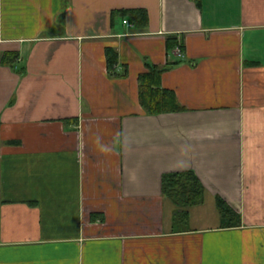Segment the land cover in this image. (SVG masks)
<instances>
[{
    "label": "crops",
    "instance_id": "obj_1",
    "mask_svg": "<svg viewBox=\"0 0 264 264\" xmlns=\"http://www.w3.org/2000/svg\"><path fill=\"white\" fill-rule=\"evenodd\" d=\"M200 3L0 0V264H264V0ZM149 68L185 112H143ZM184 172L205 195L179 230Z\"/></svg>",
    "mask_w": 264,
    "mask_h": 264
},
{
    "label": "trees",
    "instance_id": "obj_2",
    "mask_svg": "<svg viewBox=\"0 0 264 264\" xmlns=\"http://www.w3.org/2000/svg\"><path fill=\"white\" fill-rule=\"evenodd\" d=\"M190 1L194 2L198 8L201 7L200 0ZM119 17L123 19L130 18L133 26L138 30L146 29L148 24L147 15L142 11L121 12ZM177 45L174 40H168L167 42L169 50H174ZM105 58L108 75L111 78H120L115 71L119 62L117 53L112 49H106ZM17 59L18 56L16 54L5 55L2 59V65L13 66ZM166 70V68H149L146 74H142L138 78L139 104L147 116L157 117L186 111L179 104L176 95L161 86L162 76ZM161 195L176 208V213L173 217L174 229L183 230L186 229L188 224V209L203 204L205 189L192 172L166 174L161 178ZM216 208L220 215L223 229L240 227V217L229 209L224 201L217 199ZM96 219L98 217L94 216L93 221Z\"/></svg>",
    "mask_w": 264,
    "mask_h": 264
},
{
    "label": "built area",
    "instance_id": "obj_3",
    "mask_svg": "<svg viewBox=\"0 0 264 264\" xmlns=\"http://www.w3.org/2000/svg\"><path fill=\"white\" fill-rule=\"evenodd\" d=\"M123 24H124V25H127V22L124 21ZM115 71H116L117 74L120 73V70L117 71V68H115Z\"/></svg>",
    "mask_w": 264,
    "mask_h": 264
}]
</instances>
